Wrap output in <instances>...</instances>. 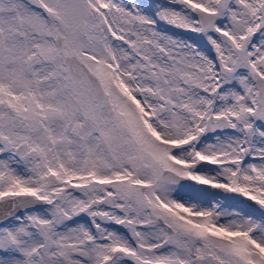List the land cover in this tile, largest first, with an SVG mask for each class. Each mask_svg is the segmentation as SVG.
<instances>
[{
    "label": "snow or ice",
    "instance_id": "6c2138e0",
    "mask_svg": "<svg viewBox=\"0 0 264 264\" xmlns=\"http://www.w3.org/2000/svg\"><path fill=\"white\" fill-rule=\"evenodd\" d=\"M0 264H264V0H0Z\"/></svg>",
    "mask_w": 264,
    "mask_h": 264
}]
</instances>
